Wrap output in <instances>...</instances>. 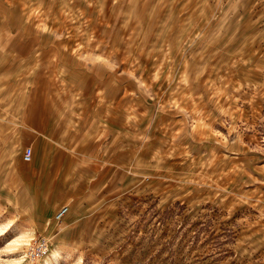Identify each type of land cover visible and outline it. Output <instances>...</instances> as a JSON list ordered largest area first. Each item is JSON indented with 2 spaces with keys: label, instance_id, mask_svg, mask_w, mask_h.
I'll use <instances>...</instances> for the list:
<instances>
[{
  "label": "rangeland",
  "instance_id": "obj_1",
  "mask_svg": "<svg viewBox=\"0 0 264 264\" xmlns=\"http://www.w3.org/2000/svg\"><path fill=\"white\" fill-rule=\"evenodd\" d=\"M1 97L0 264H264V0H0Z\"/></svg>",
  "mask_w": 264,
  "mask_h": 264
},
{
  "label": "crops",
  "instance_id": "obj_2",
  "mask_svg": "<svg viewBox=\"0 0 264 264\" xmlns=\"http://www.w3.org/2000/svg\"><path fill=\"white\" fill-rule=\"evenodd\" d=\"M2 97L0 98V111L3 109ZM28 117V124L31 128L33 133H43L47 134L50 131V124H47V121L44 120L45 116L42 115H34L31 112L29 113ZM32 148V157L31 160L26 162L22 159L24 163H31L32 166L39 168L38 173L29 177L27 180L28 189H31L33 193L37 192V189L46 190V175L47 173L53 168L60 167L58 171L61 173L65 172L66 161L61 162L60 159L57 157L59 149L52 146L51 143H45L44 137H36L33 147L28 145ZM27 147V146H26ZM58 151V152H57ZM86 179L89 177L88 172H86ZM64 179V175L59 176L55 183H61ZM65 189V185H56L55 184V191H60V189ZM43 196V195H42ZM63 206V205H61ZM59 208V207H58ZM57 208V209H58ZM57 211V210H56ZM55 211V212H56ZM68 213V211H67ZM66 213V214H67ZM65 214V215H66ZM64 215V216H65ZM63 218V217H62Z\"/></svg>",
  "mask_w": 264,
  "mask_h": 264
},
{
  "label": "built area",
  "instance_id": "obj_3",
  "mask_svg": "<svg viewBox=\"0 0 264 264\" xmlns=\"http://www.w3.org/2000/svg\"><path fill=\"white\" fill-rule=\"evenodd\" d=\"M32 157V148L27 146L22 152V159L26 162L30 161ZM67 206H60L54 214V219L60 221L62 217L67 213ZM49 250V244L45 237L38 236L25 246L23 251V262L25 264H34L36 261L43 258Z\"/></svg>",
  "mask_w": 264,
  "mask_h": 264
},
{
  "label": "bare ground",
  "instance_id": "obj_4",
  "mask_svg": "<svg viewBox=\"0 0 264 264\" xmlns=\"http://www.w3.org/2000/svg\"><path fill=\"white\" fill-rule=\"evenodd\" d=\"M45 257V256H44Z\"/></svg>",
  "mask_w": 264,
  "mask_h": 264
}]
</instances>
